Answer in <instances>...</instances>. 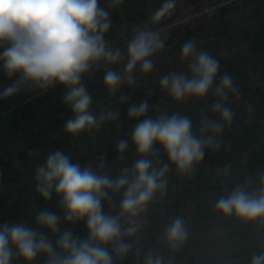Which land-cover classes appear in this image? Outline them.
Returning <instances> with one entry per match:
<instances>
[{
    "label": "clouds",
    "instance_id": "9594fccd",
    "mask_svg": "<svg viewBox=\"0 0 264 264\" xmlns=\"http://www.w3.org/2000/svg\"><path fill=\"white\" fill-rule=\"evenodd\" d=\"M120 3L122 0H114V5ZM175 6L176 0H164L152 14V23L171 16ZM110 25L109 12L99 6L98 0H0V71L12 81L0 90V100L9 99L24 88L46 90L59 84L66 89L64 103L73 113V118L65 122L66 133L75 136L85 129L98 127L105 119H117L119 113L112 111L99 118L93 115L92 97L81 82L82 75L101 62L116 65L124 59L121 50L110 47L104 38ZM164 47L165 39L161 38L160 31L138 28L127 43L123 72L111 67L105 71L103 83L109 93L115 94L125 82L134 83L137 65L143 74H150L154 68L151 57ZM180 57L187 61L190 75L171 71L160 78V88L176 102L205 98L213 91L219 61L207 51L198 52L192 41L182 44ZM230 91L236 89L231 76L225 74L214 89L213 94L220 99L212 108L223 123L204 117L202 133L219 134L224 124L231 123L234 113L225 104ZM148 109V100L128 108V117L139 121L131 142L140 158L131 169L124 167L119 176L113 178L91 167L81 168L62 150L50 152L35 170L39 196L50 201L55 192L64 223L86 221L87 239L74 236L68 228L61 233L60 217L44 208L36 214L34 227L24 222L0 223V264H13L14 260L34 264L38 256L45 257L44 264H113V253L123 257L130 251L137 241L125 243L124 238L135 236L143 227L135 218L167 186L168 164L157 169L148 158L154 145L163 148L180 174L199 164L205 148L213 145L212 135L205 139L193 133L189 116L165 113L155 119H140ZM128 146L127 139H120L116 150L123 154ZM122 189L119 213H104V202L110 203L111 194H118ZM216 211L225 216L234 213L245 221L264 220V175L257 192L249 193L237 187L228 197L217 201ZM122 221L128 226L124 227ZM186 236L183 221L178 217L161 238L175 249L183 244ZM52 237H57L55 245ZM144 264H164L163 257L149 252ZM251 264H264V253L254 255Z\"/></svg>",
    "mask_w": 264,
    "mask_h": 264
},
{
    "label": "crops",
    "instance_id": "0c3cea01",
    "mask_svg": "<svg viewBox=\"0 0 264 264\" xmlns=\"http://www.w3.org/2000/svg\"><path fill=\"white\" fill-rule=\"evenodd\" d=\"M98 3L109 12L111 20L105 36L116 35L113 23L119 28H137L144 19L143 0H122L119 5H114V0H98ZM261 48H264V0H254L251 23L241 44L243 53L232 56L227 62L225 74L231 76L233 83L247 85L251 74L264 76V66L254 54ZM81 82L92 97L90 111L94 116L99 118L112 111L119 113L118 118L105 119L98 127L85 129L73 136L64 131L65 122L73 118L70 107L64 103L65 87L46 90L24 88L13 97L0 100V115L16 108L12 114L0 116V223L24 222L28 227H34L38 211L49 208L60 217L61 233L68 228L74 236L87 239L86 221L64 223L63 210L55 192L50 201H44L39 196L36 191V168L46 161L50 152L62 150L81 168L91 167L98 173L115 178L124 167L131 169L140 158L131 142L133 129L139 121L128 117V108L133 104L121 99L125 97L121 93L124 83L115 94H110L101 86L87 84L83 77ZM10 83L12 81L0 71V90ZM120 139L129 141L123 154L116 150ZM241 143L259 147L249 153L247 165L241 162ZM148 158L152 167L157 169L168 164L166 188L171 189L172 198L178 202L189 199L193 205L191 216L196 227L190 230L186 246L194 249L195 253L185 252L182 258L171 264H251L254 255L264 253V220L245 221L234 213L225 216L205 208L210 196L226 198L237 187H243L249 193L257 192L261 187V176L264 175V116L255 118L239 134L229 133L224 139L219 161L228 166L227 172L217 174L211 166L209 154H205L201 163L184 174L178 173L175 165L161 157ZM122 199L123 189L118 194H111L110 203L104 202L102 211L114 210ZM79 233L81 236H78ZM46 235L51 236L50 233ZM57 237H52L53 245ZM147 253L142 252L141 264H144ZM44 261L45 257L38 256L34 264H44ZM13 264L21 262L14 260ZM118 264L127 263L121 258Z\"/></svg>",
    "mask_w": 264,
    "mask_h": 264
},
{
    "label": "built area",
    "instance_id": "2783aa9c",
    "mask_svg": "<svg viewBox=\"0 0 264 264\" xmlns=\"http://www.w3.org/2000/svg\"><path fill=\"white\" fill-rule=\"evenodd\" d=\"M163 2L164 0H143L145 15L137 28L131 26L119 28L113 23L116 35L104 38L110 47L121 50L124 59L116 65H107L101 62L98 67H94L82 77L87 84L101 86L108 90L103 83L105 71L111 67L123 72L127 62V43L134 32L138 28L160 31L161 38L165 39V47L151 57L154 62L152 72L143 74L137 65L133 73L134 83L125 82L121 93L125 95L130 104L138 105L142 100H148L149 109L142 119L149 117L155 119L165 113L169 116L173 113L189 116L192 120L193 133L197 137L204 136L207 139L208 135L213 136V145L205 148L204 156L209 154L213 170L217 174L222 173L225 168H228L227 165L219 161V152L226 136L229 133L239 134L255 118L264 116V76L251 74L247 85L233 83L236 91H230L228 94L225 104L234 113L230 125L224 124L223 130L219 134L201 132V119L204 117L216 120L217 123H223L219 115L212 111L214 102L220 99L213 92L225 75L229 58L243 53L241 44L245 40L248 26L251 23L254 0H176V6L171 16L154 24L151 20L152 14ZM185 41L194 42L198 52L207 51L215 57L219 61V70L214 78L213 91H210L205 98H190L186 102H176L160 88L159 80L171 71L190 75L187 61H182L180 57L181 46ZM254 54L256 60L264 66V48L257 49ZM54 87L64 86L57 84ZM15 109L11 108L0 116L12 114ZM258 148V146H248L244 143L239 145L243 165L248 164L249 153ZM151 156L161 157L170 163L167 154L160 145H154L149 157ZM196 165L198 164H195L193 168ZM190 188L194 189L192 183ZM171 192L170 188H166L163 194L158 191L147 205L146 211L135 218L136 222L142 224L143 227L135 236L125 237L124 242L132 244L133 241H137V243H134L130 251L123 257L113 253V264H118L121 258L127 264H141L142 252L146 251L152 252L154 256H162L164 264H171L182 258L185 252L195 253L194 249L186 246L190 230L196 227L191 216L193 205L189 199L180 202L174 200ZM220 198V196H210L205 208L210 211L216 210V203ZM103 212L117 215L119 207ZM178 217L183 221L187 236L182 245L171 249L161 237L165 229ZM122 223L124 227L128 226L127 223L123 221ZM78 236H81V233ZM109 250L111 251V246H109Z\"/></svg>",
    "mask_w": 264,
    "mask_h": 264
}]
</instances>
